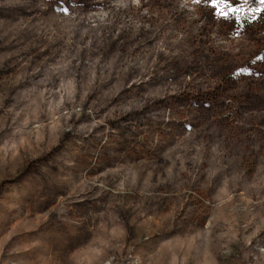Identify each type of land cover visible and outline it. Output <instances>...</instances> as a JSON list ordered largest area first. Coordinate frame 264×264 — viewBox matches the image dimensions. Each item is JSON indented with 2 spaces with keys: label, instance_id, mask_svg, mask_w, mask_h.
<instances>
[{
  "label": "rangeland",
  "instance_id": "1",
  "mask_svg": "<svg viewBox=\"0 0 264 264\" xmlns=\"http://www.w3.org/2000/svg\"><path fill=\"white\" fill-rule=\"evenodd\" d=\"M259 9L0 0V264H264Z\"/></svg>",
  "mask_w": 264,
  "mask_h": 264
},
{
  "label": "snow or ice",
  "instance_id": "2",
  "mask_svg": "<svg viewBox=\"0 0 264 264\" xmlns=\"http://www.w3.org/2000/svg\"><path fill=\"white\" fill-rule=\"evenodd\" d=\"M261 5H264V0H259ZM249 5V0H212V7L218 9V15L227 18L229 15L238 16L245 10V7ZM248 10H252L248 8ZM264 12V9H259ZM241 72L246 69H241Z\"/></svg>",
  "mask_w": 264,
  "mask_h": 264
},
{
  "label": "trees",
  "instance_id": "3",
  "mask_svg": "<svg viewBox=\"0 0 264 264\" xmlns=\"http://www.w3.org/2000/svg\"><path fill=\"white\" fill-rule=\"evenodd\" d=\"M191 2V1H190Z\"/></svg>",
  "mask_w": 264,
  "mask_h": 264
}]
</instances>
